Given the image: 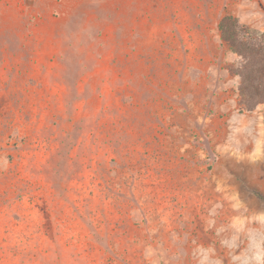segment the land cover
Masks as SVG:
<instances>
[{
    "label": "rangeland",
    "instance_id": "obj_1",
    "mask_svg": "<svg viewBox=\"0 0 264 264\" xmlns=\"http://www.w3.org/2000/svg\"><path fill=\"white\" fill-rule=\"evenodd\" d=\"M226 14L264 32V0H0V264H264Z\"/></svg>",
    "mask_w": 264,
    "mask_h": 264
},
{
    "label": "trees",
    "instance_id": "obj_2",
    "mask_svg": "<svg viewBox=\"0 0 264 264\" xmlns=\"http://www.w3.org/2000/svg\"><path fill=\"white\" fill-rule=\"evenodd\" d=\"M221 38L239 56L229 71L240 77L241 104L248 110L264 103V32L243 23L232 14L219 22Z\"/></svg>",
    "mask_w": 264,
    "mask_h": 264
},
{
    "label": "crops",
    "instance_id": "obj_3",
    "mask_svg": "<svg viewBox=\"0 0 264 264\" xmlns=\"http://www.w3.org/2000/svg\"><path fill=\"white\" fill-rule=\"evenodd\" d=\"M244 115L246 116L244 126H248L250 121H252L253 119L259 118L260 116L264 117V104H260L256 109L252 111L245 112ZM261 156H262L261 157V168H262L261 179H260V182L258 180H255L254 187L258 188L260 193L264 196V141L261 146ZM262 210L264 211V201L262 202Z\"/></svg>",
    "mask_w": 264,
    "mask_h": 264
},
{
    "label": "bare ground",
    "instance_id": "obj_4",
    "mask_svg": "<svg viewBox=\"0 0 264 264\" xmlns=\"http://www.w3.org/2000/svg\"><path fill=\"white\" fill-rule=\"evenodd\" d=\"M263 222H264V221H263ZM258 223H259V222H258ZM251 224H252V223H251ZM261 225H262V224H260V226H261ZM262 226H263V225H262ZM262 226H261V227H262ZM260 231H261V230H260ZM262 232H263V231H262ZM260 234H261V233H260Z\"/></svg>",
    "mask_w": 264,
    "mask_h": 264
}]
</instances>
